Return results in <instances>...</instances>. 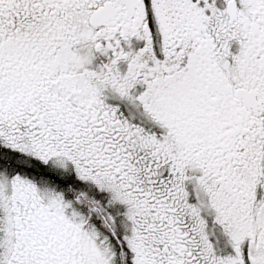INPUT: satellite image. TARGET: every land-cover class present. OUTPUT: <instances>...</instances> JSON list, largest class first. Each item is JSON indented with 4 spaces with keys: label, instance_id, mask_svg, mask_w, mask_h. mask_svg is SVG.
I'll use <instances>...</instances> for the list:
<instances>
[{
    "label": "snow or ice",
    "instance_id": "6c2138e0",
    "mask_svg": "<svg viewBox=\"0 0 264 264\" xmlns=\"http://www.w3.org/2000/svg\"><path fill=\"white\" fill-rule=\"evenodd\" d=\"M0 264H264V0H0Z\"/></svg>",
    "mask_w": 264,
    "mask_h": 264
}]
</instances>
